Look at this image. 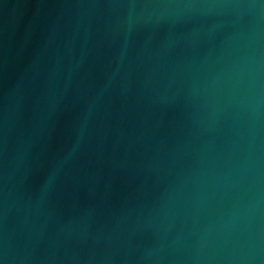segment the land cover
I'll list each match as a JSON object with an SVG mask.
<instances>
[{
	"label": "water",
	"instance_id": "95a60500",
	"mask_svg": "<svg viewBox=\"0 0 264 264\" xmlns=\"http://www.w3.org/2000/svg\"><path fill=\"white\" fill-rule=\"evenodd\" d=\"M0 264H264V0H0Z\"/></svg>",
	"mask_w": 264,
	"mask_h": 264
}]
</instances>
